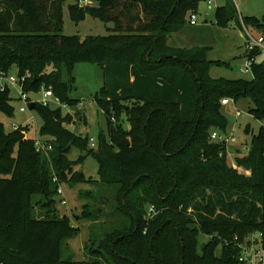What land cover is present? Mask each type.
<instances>
[{"label":"trees","instance_id":"obj_1","mask_svg":"<svg viewBox=\"0 0 264 264\" xmlns=\"http://www.w3.org/2000/svg\"><path fill=\"white\" fill-rule=\"evenodd\" d=\"M79 1L70 5L74 21L90 14L113 23L112 32L63 34L66 0H0V74L30 73L26 90L44 84L75 107V64L101 66L103 84L94 100L107 134L89 153L100 178L88 183L98 192H79L87 200L80 220L111 219L98 230L91 225L87 259L66 255L79 228L57 214L56 198L62 183L85 180L74 171L83 156L72 161L68 154L73 145L86 150L89 139L64 125L61 107L37 104L41 133L52 144L47 152L36 149L28 125L6 131L0 122V264H10L7 258L14 264H244L239 256L249 234L261 233L264 248V127L232 165L211 133L227 131L223 99H249L250 113L264 120V62L254 64L251 79L214 78L213 65L230 63L209 61L204 48L169 44L206 0H92L96 4L85 7ZM239 19L232 0L217 6L218 26H242ZM243 19L264 33V18ZM10 93H0V112L13 116ZM150 205L158 213L147 218ZM38 206L42 213L35 216ZM200 232L211 237L201 252Z\"/></svg>","mask_w":264,"mask_h":264},{"label":"rangeland","instance_id":"obj_2","mask_svg":"<svg viewBox=\"0 0 264 264\" xmlns=\"http://www.w3.org/2000/svg\"><path fill=\"white\" fill-rule=\"evenodd\" d=\"M82 1V0H80ZM213 5H209L208 1H202L198 10L192 12L197 14L198 23L192 25L190 22L186 23L184 28L175 32L170 41L172 45L180 48L198 47L204 48L207 52L209 61L221 60L230 63V66H217L213 65L210 74L214 78L224 77L229 79H251L253 74L243 73L240 70L241 64L245 62L243 56L246 42V28L257 34L261 31L249 27L245 24L243 17L255 16L259 19L264 18V0H232L235 4L237 14L239 15V22H231L227 27H220L216 24V8L219 5L225 4L227 0H214ZM78 0H66L64 5V27L63 34L65 35H80L86 37L87 35H108L112 32L114 25L111 22H104L99 18L92 17L87 14L86 17L80 21H74L71 16L70 5L76 4ZM96 3L85 6H93ZM80 5V4H79ZM85 7L84 5H81ZM190 15V14H189ZM169 43V44H170ZM258 61H264V52L258 56ZM196 66V65H195ZM194 68V66H193ZM15 73L12 70L11 73ZM72 76L74 77L73 88L70 91V96L73 99L82 102V109L75 111L77 106L62 107L63 115L66 118L64 125L77 135H83L89 140L84 141L86 150H81L77 145H73L70 151L69 158L72 161H78L81 156L83 159L79 164L74 167V171H82L84 173V181H79L76 185L71 186L69 182H64L60 185L62 193L56 198L57 214L59 216H68L71 225L74 228H79L78 235L67 242L66 255L73 253L76 260L87 259L85 252V245L90 237L91 225L93 224L87 220H80L82 213V205L86 199L79 196L81 189L85 192H91L95 187H91V181L99 182V162L92 155L90 151L96 150L102 134H107V119L104 113L97 106L94 95L103 84V70L98 63L92 62H78L75 64ZM64 81H69L70 76L67 70L63 73ZM51 88V87H49ZM12 105L15 108L14 115L9 116L4 112H0V122L5 126L6 131H12L16 124L26 126L28 125L30 131L28 136L31 138L39 137L41 140H50L49 136L41 133L42 118L37 109L27 110L26 112L20 111L21 101L18 99V91L16 87H11ZM33 100H38L41 94L38 90L31 94ZM253 103L249 99H241L239 101L231 102L228 105H222V112L225 114L229 121L226 132H232L236 141L231 143L233 154L230 155L228 164H234L236 152L242 150L245 155L247 150L246 146H250L253 135L256 134L261 125V120L256 119L251 113L250 108ZM241 110V116H237V110ZM247 126H250L251 131L247 132ZM224 132L220 128H214ZM212 130V131H213ZM93 138V141L91 140ZM94 192H98L94 189ZM62 198L67 202L62 203ZM107 202V200H105ZM102 210L107 212L110 208L106 204H100ZM35 216H40L41 209L38 206L35 210ZM78 216V217H76ZM110 217L102 215L101 218L94 222L98 230V225L102 222L110 221ZM199 251L211 237L207 234L199 233ZM261 233L253 232L249 234L243 241L245 248H252L256 245H261ZM66 250V249H65ZM222 247L219 246L215 250V255H221ZM65 255V254H64ZM7 262L14 264L13 260L7 258ZM264 264V262L262 263Z\"/></svg>","mask_w":264,"mask_h":264},{"label":"built area","instance_id":"obj_3","mask_svg":"<svg viewBox=\"0 0 264 264\" xmlns=\"http://www.w3.org/2000/svg\"><path fill=\"white\" fill-rule=\"evenodd\" d=\"M94 1L92 0H82L79 1L80 5H90L93 4ZM215 3L214 0H208L209 5H213ZM189 22L192 25H195L198 23V17L196 13H191L189 17ZM258 52L256 55L255 52ZM264 52V33H253L249 31L246 28V42H245V62L240 66V70L243 73H252L253 74V67L254 64L258 62V56ZM30 73H26L24 75H19L17 73H1L0 74V93L5 92L8 89H11V87H16L18 91V99L21 101L22 105L20 106L21 112H26L30 109V104L35 102L36 105L39 104L41 106H56V107H68L69 105L66 103H63L59 97H57L53 91L52 88H49L46 85H41L38 89V92L41 94L40 99L33 100L32 99V92L34 91H28L26 90V82L30 79ZM223 105L229 104L231 102H234L232 99H223L222 101ZM82 102L78 103V107H76L75 111H79L82 109ZM242 112L241 110H237V116H241ZM261 125L264 127V120L261 121ZM14 130L20 129L21 125L16 124L14 127ZM211 139L214 142L222 143L226 146L228 154L232 155L234 150H232V146L236 141L235 136L232 132H220L219 130H213L211 133ZM93 141V138L91 139ZM35 147L38 151H44L47 152L52 149V144L46 141L41 140L39 137L35 138ZM245 150H247L246 153L249 152L250 146H246ZM238 156L245 155V153L242 150H239L236 152ZM220 156H223V150L220 151ZM59 192L62 193L61 188L59 189ZM62 203L66 204L67 202L62 198ZM158 213V210L156 209L155 205H150L147 212V218H152L155 214ZM243 250L240 253L239 259L244 264H262L264 262V248L261 245H256L252 248H245L243 245H241Z\"/></svg>","mask_w":264,"mask_h":264},{"label":"crops","instance_id":"obj_4","mask_svg":"<svg viewBox=\"0 0 264 264\" xmlns=\"http://www.w3.org/2000/svg\"><path fill=\"white\" fill-rule=\"evenodd\" d=\"M223 5V4H222ZM238 24V23H237ZM181 32V31H180ZM172 37V35L170 36V39H169V43H170V41L171 40H173V38H171ZM170 45H172L171 43H170ZM172 46H175V45H172ZM179 47V46H178ZM243 56L245 57V50H244V54H243ZM245 60V59H244ZM258 62H262V61H258ZM264 62V61H263ZM242 65V64H241ZM230 104V103H229ZM226 105H228V104H226Z\"/></svg>","mask_w":264,"mask_h":264},{"label":"water","instance_id":"obj_5","mask_svg":"<svg viewBox=\"0 0 264 264\" xmlns=\"http://www.w3.org/2000/svg\"><path fill=\"white\" fill-rule=\"evenodd\" d=\"M35 108H36V103L35 102L31 103L30 104V109L33 110ZM76 217H78V216H76Z\"/></svg>","mask_w":264,"mask_h":264}]
</instances>
